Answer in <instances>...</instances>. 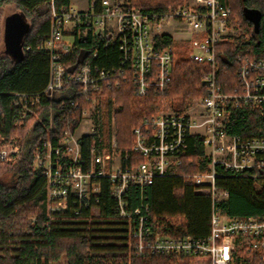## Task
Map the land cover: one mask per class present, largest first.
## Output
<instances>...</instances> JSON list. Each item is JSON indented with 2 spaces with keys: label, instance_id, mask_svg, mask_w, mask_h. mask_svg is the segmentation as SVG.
<instances>
[{
  "label": "built area",
  "instance_id": "built-area-1",
  "mask_svg": "<svg viewBox=\"0 0 264 264\" xmlns=\"http://www.w3.org/2000/svg\"><path fill=\"white\" fill-rule=\"evenodd\" d=\"M50 4V30L42 45L50 56L48 82L40 93L13 94L12 102L19 107L20 121L33 114L44 98L56 104L38 119L45 136L31 159L32 168L46 181L49 218L67 213L82 217L99 202L107 183L113 200L110 218L126 226L133 253L197 257L208 264H264V215L241 219L225 214L220 204L228 191L216 184L222 174L255 178L258 174L246 171L264 170V136L243 138L229 128L236 111L249 106L264 109V59L242 60L237 69L239 87L233 92H223L216 80L217 45L248 43L224 0H183L163 11L136 8L127 0H91L85 11L71 5L56 11ZM169 22L185 26L193 35L187 40V47L193 48L189 59L208 66L201 74V93L194 106L187 100L180 111L154 115L135 127L132 151L142 160L124 166L128 155L116 148L111 120L109 127L104 125L103 86L111 81L108 88L118 89L129 74L138 96L152 91L166 97L172 47L160 49L156 42ZM66 34L73 40L89 34L93 41L115 42L121 54L119 66L107 70L87 62L66 73L63 58L73 44L65 41ZM194 36L202 37L194 41ZM58 114L64 119L63 128L55 124ZM190 137L200 142L203 154L186 161ZM83 147L88 151L85 157ZM21 150V142L0 135V163H17ZM174 177L209 197L207 236L172 239L150 222L148 189L158 178Z\"/></svg>",
  "mask_w": 264,
  "mask_h": 264
},
{
  "label": "trees",
  "instance_id": "trees-1",
  "mask_svg": "<svg viewBox=\"0 0 264 264\" xmlns=\"http://www.w3.org/2000/svg\"><path fill=\"white\" fill-rule=\"evenodd\" d=\"M130 5L144 10L163 11L168 6L181 4L183 0H127ZM58 11L67 8L70 0H0V6L14 4L31 18L30 31L25 39L23 54L19 61H10L0 68V135H22L24 154L15 165L0 163V179L10 176L9 183L0 181V264H208L204 259L190 256L171 257L147 252L133 253L124 223L112 220L107 183L91 210L80 218L71 214L49 218L46 203V181L31 166L38 140L45 136L38 119L49 106L55 107L47 98L34 108L31 115L20 121L19 107L13 102V94H37L45 88L49 78V53L43 49L48 38L51 12L50 3ZM98 0H95L97 3ZM231 9V19L240 20L248 43L242 45L235 40L220 43L215 52L217 84L225 93L239 87L237 69L242 60L264 59V0H224ZM244 7L261 13L257 32L242 14ZM237 20V21H238ZM165 35L157 38L160 49L171 46ZM95 55V56H94ZM120 52L115 42L93 41L89 34L75 36L71 52L64 58L66 73H73L89 62L97 68L111 69L119 66ZM208 66L189 58L172 59L167 96L181 102L187 97L201 93V74ZM104 83L103 94L116 99L119 111L115 114L117 148L128 155L124 166L139 163L141 157L132 151L133 129L144 120L151 119L153 108L160 99L152 91L147 96H138L134 80L127 74L120 87L108 88ZM80 97L75 99L78 101ZM261 111H263L261 115ZM77 115V109L73 116ZM61 114L55 124L63 128ZM230 133L243 138L264 136V109L249 106L245 111H236L230 125ZM189 149L185 160H196L203 154V147L195 137L187 141ZM87 156V148H82ZM199 160V159H198ZM183 169V168H182ZM198 169H202L199 167ZM258 174L223 176L217 186L228 191L221 202L222 211L241 219L264 215V170L246 171ZM150 204L149 220L153 227L172 239L187 236L203 238L209 233L210 199L197 194L194 188L179 177L158 178L147 192ZM118 235L117 237L114 235Z\"/></svg>",
  "mask_w": 264,
  "mask_h": 264
},
{
  "label": "rangeland",
  "instance_id": "rangeland-1",
  "mask_svg": "<svg viewBox=\"0 0 264 264\" xmlns=\"http://www.w3.org/2000/svg\"><path fill=\"white\" fill-rule=\"evenodd\" d=\"M71 6H73L76 9H86L88 7V1L87 0H71ZM19 11V9L12 3H7V4H3L0 6V68L3 67L4 65H6V63L9 62L10 60V56L6 53V48L3 47L2 42H3V36H4V23L5 20L11 15L10 13H12L13 11ZM85 11V10H84ZM50 12L52 13V7L50 6ZM20 13H23L20 11ZM24 16L26 17L27 21L29 22V24L31 25V18L24 14ZM238 20V19H237ZM240 20H238V23ZM187 30V28L183 25L180 26V31L181 32H185ZM67 37L66 35L64 36ZM202 36H194L193 40L196 41L197 39H200ZM171 49H172V53H173V57L175 59L178 58H189V53L192 51L193 48H188L187 47V43L185 44H180V43H171ZM187 48V49H186ZM197 99V96L195 97H187L186 99H184L181 102H177L175 100L172 99V97L170 96H166L164 98H160L155 107L153 108V114L157 115V114H164V113H168L170 111H180L182 108H184V106H187L186 101L190 100V104L192 106H194L195 104V100ZM102 113H103V118H104V125L106 127H109L110 125V120H111V125L114 127L113 131L115 132V142H116V129H115V114L118 113L119 108L116 102V99H114L113 97L110 98H106L105 94L102 97ZM137 127V126H136ZM9 137H13L14 140H16V142H21L23 136L19 135V134H14V135H10ZM116 148H117V142H116ZM118 152H120V150L117 148ZM22 155L24 154V147H22ZM3 164H9V165H15L16 163H3ZM11 180L10 176H4L0 179V181L2 183H9ZM114 236H118V235H114Z\"/></svg>",
  "mask_w": 264,
  "mask_h": 264
},
{
  "label": "water",
  "instance_id": "water-1",
  "mask_svg": "<svg viewBox=\"0 0 264 264\" xmlns=\"http://www.w3.org/2000/svg\"><path fill=\"white\" fill-rule=\"evenodd\" d=\"M242 14L252 24L254 32H257L261 13L256 9L244 7ZM29 31L30 24L23 13H14L5 20L3 42L6 53L10 56V61L14 62L23 59V47Z\"/></svg>",
  "mask_w": 264,
  "mask_h": 264
},
{
  "label": "crops",
  "instance_id": "crops-1",
  "mask_svg": "<svg viewBox=\"0 0 264 264\" xmlns=\"http://www.w3.org/2000/svg\"><path fill=\"white\" fill-rule=\"evenodd\" d=\"M87 1L89 3V1H91V0H87ZM70 5H71V0H70ZM87 8L86 9H81V10L84 11V10H87ZM14 13H20V10L19 11L18 10L17 11H13L10 14L12 15ZM180 26L181 25H179L177 23L169 22V23L165 24V26H164V28L162 30V35H165V36L169 37L171 39L172 43H180V44L183 43V44H185V43H187V40L189 38H191L193 35L190 34L188 30H186L185 32H181L180 31ZM66 36L67 37H65V41L69 42V43H72L73 42V38L71 36H69L68 34H66ZM2 45H3V47H5L4 46V42H2Z\"/></svg>",
  "mask_w": 264,
  "mask_h": 264
}]
</instances>
